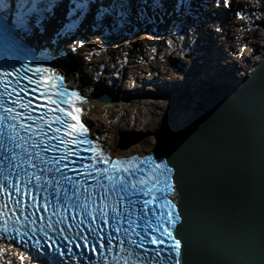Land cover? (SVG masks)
<instances>
[{"label":"snow or ice","instance_id":"6c2138e0","mask_svg":"<svg viewBox=\"0 0 264 264\" xmlns=\"http://www.w3.org/2000/svg\"><path fill=\"white\" fill-rule=\"evenodd\" d=\"M208 3L18 0L13 24L43 34L54 21L42 53L59 49L85 22L102 32L167 18L191 44L196 30L186 22ZM211 4L231 8V0ZM83 43L72 39L68 47L75 53ZM21 59L0 63V239L32 249L36 258L47 256L50 264H187L177 238L183 225L175 166L152 155L112 157L90 138L80 119L86 97L68 86L55 57Z\"/></svg>","mask_w":264,"mask_h":264},{"label":"water","instance_id":"95a60500","mask_svg":"<svg viewBox=\"0 0 264 264\" xmlns=\"http://www.w3.org/2000/svg\"><path fill=\"white\" fill-rule=\"evenodd\" d=\"M231 78L196 125L168 127L154 151L175 166L187 264H264V50ZM92 97L115 101L102 88Z\"/></svg>","mask_w":264,"mask_h":264},{"label":"rangeland","instance_id":"374dc122","mask_svg":"<svg viewBox=\"0 0 264 264\" xmlns=\"http://www.w3.org/2000/svg\"><path fill=\"white\" fill-rule=\"evenodd\" d=\"M168 6L171 7V0H168ZM237 12L243 18H238ZM186 23L192 24L196 30L191 44L187 37L184 40L178 38L177 30L167 18L133 28H105L102 32L90 28L85 22L75 36L60 42V47L71 51L68 44L72 39L87 38L83 40V47L71 53L86 69L89 80L98 79L116 91L119 102L103 111L106 114L103 124L108 125L111 117L123 120V124L128 123L122 131L128 134V143L133 136L182 127L186 124V117L199 119L202 116L203 101L192 98L191 79L198 72V65L202 71L234 68L237 72L251 65L264 50V0H231L228 10L214 8L209 0L208 7L200 10L198 18ZM100 35L102 39H98ZM179 35H185L184 31L181 30ZM168 41L172 42L171 46ZM153 42L159 47H153ZM212 46L214 64H207L203 70L199 60L207 57L205 53ZM106 48L112 52L110 57L102 52ZM124 48H127L126 52L122 51ZM160 52L164 57H158ZM94 53L102 56L94 57ZM236 72L233 70L230 74ZM139 119L141 124L136 126Z\"/></svg>","mask_w":264,"mask_h":264},{"label":"bare ground","instance_id":"6f19581e","mask_svg":"<svg viewBox=\"0 0 264 264\" xmlns=\"http://www.w3.org/2000/svg\"><path fill=\"white\" fill-rule=\"evenodd\" d=\"M3 3H6V1H4ZM3 5L0 6V8H2L6 12V14H8L9 21L15 28L16 32L19 34L21 38L30 42V44L36 49L37 55H40L42 58L47 56L49 59H51L54 56L55 59L59 60L60 62L66 63L70 67V69L66 73V80L68 82V86L69 87H72L74 85L77 86L78 90L87 96L86 98L87 102L80 105V107L82 108V114L80 116V119L87 123V125L90 128V136L93 139L98 140V142L103 146L105 152L110 153L111 156H116V155L126 156L131 153L135 155H141L156 150L158 142L162 139L164 133L168 128L162 129L160 133L156 132L157 134L154 133L150 135L143 134L141 136H133L132 140L129 143L125 144V141L127 140L126 136L128 134H123L122 131L125 130V126H128V123L123 124V120H120L119 118L117 120L115 117H111L110 120L108 121V125L104 126L103 124L106 115L103 111L106 112L110 106L111 107L114 105L116 106L117 103L119 102L118 98L116 97V93H115L116 91L112 88V86H109L98 79L91 78L89 80L88 72L86 71V69L82 67L79 59L73 53H71L69 49L60 47L54 52H50V53L41 52L42 47L46 45V43L44 42L46 41L45 39L51 35L52 27L55 26L54 21L52 22L51 25H49L46 28L43 34H36L32 31L31 28H27V27L20 28L14 26L13 20L15 17V13L17 11L16 8L17 4L14 6L11 3L12 5L11 8L8 6H7L8 8L7 7L4 8ZM34 16L35 14H33V18ZM58 17L62 18V13L59 10H58ZM82 38L84 41L87 39L85 36L84 37L82 36ZM96 38H98V36H96ZM102 38L103 37L100 35L98 39H102ZM152 46L156 48L159 47V45H156L154 42L152 43ZM213 47L214 46H212V48H210V50H208L207 53L204 52L207 57H205L204 59L202 58V60H199L203 65L202 66L203 70L206 68L207 64H211L212 59H215V56H213L211 52V49H214ZM122 51L126 52L127 48H124ZM102 52L107 57H110L112 53L109 48L103 49ZM99 55L102 56L101 54L94 53V57H99ZM260 55L257 58H255L252 64L259 59ZM158 57L159 58L164 57L163 53L160 52L158 54ZM93 62L94 61L92 60L91 63ZM221 62L224 64L226 61L225 59H223ZM252 64L247 65L241 71L237 70V72L236 69L234 68L229 71L226 70L223 71L220 69L215 72L213 68H210L211 72L210 69H206L202 71L201 67H199L198 65L199 68L198 72L191 79V84L194 89V93H192V98L194 97L196 99L202 100L204 106L207 105L209 102H211L213 98L217 97L224 89V86H222L224 84L223 83L224 81H230L232 79L231 77L234 76L243 77L251 69ZM199 70L202 71V73ZM233 70L236 73L230 74L231 72H233ZM118 72H121V70H118ZM196 75L198 76L196 77ZM213 75L215 78L213 77ZM99 88H102L112 93L113 96L115 97V101L100 102L94 99L92 97V92L95 89H99ZM190 120L191 122L195 120V122L190 123ZM197 121L198 119L186 117V124L184 125L193 126L196 125ZM177 122L178 119L176 120V123ZM140 124L141 121L139 119L136 126ZM102 126H104V129H102ZM136 129L142 130V128H136ZM0 249L5 250L4 252H0V264H43L42 262L31 257L29 253L25 252L24 250H21L18 247L12 246L8 242H3L0 240ZM21 256L23 257V262L21 261Z\"/></svg>","mask_w":264,"mask_h":264}]
</instances>
